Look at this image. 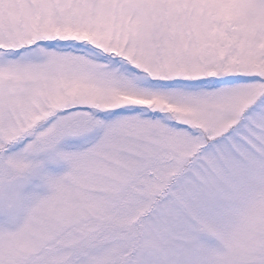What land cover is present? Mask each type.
Instances as JSON below:
<instances>
[{
	"label": "snow or ice",
	"instance_id": "obj_1",
	"mask_svg": "<svg viewBox=\"0 0 264 264\" xmlns=\"http://www.w3.org/2000/svg\"><path fill=\"white\" fill-rule=\"evenodd\" d=\"M0 264H264V0H0Z\"/></svg>",
	"mask_w": 264,
	"mask_h": 264
}]
</instances>
